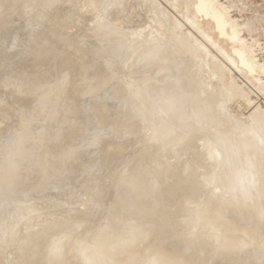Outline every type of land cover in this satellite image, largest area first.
<instances>
[{
    "label": "rangeland",
    "instance_id": "1",
    "mask_svg": "<svg viewBox=\"0 0 264 264\" xmlns=\"http://www.w3.org/2000/svg\"><path fill=\"white\" fill-rule=\"evenodd\" d=\"M193 2L0 0V264H217L222 259L230 264L226 257L231 264H264V194L262 203L258 198V191L264 193L263 183L259 188L264 182V151L258 150L262 159L256 160L263 163L256 165L261 173L252 179L259 180V186L253 182L248 194L237 180L252 163L249 150L226 149L229 138L238 139L230 132L231 121L254 119L250 110L259 117L264 114V0H215L235 26L244 65L236 62L237 56L234 62L226 56L230 42L216 36L211 15L201 16L199 0ZM165 20L177 21V31L191 37L205 57L200 53L203 56L195 60L178 46L170 51L175 33L166 30ZM204 58L225 66L241 94L236 91L231 100L219 96V80L211 79L208 63L200 65ZM180 62L188 64L186 69ZM165 95L174 100L161 111L157 100ZM203 99H211L210 104ZM193 103L208 106L201 111L191 107ZM164 130L171 132L162 136ZM216 135L221 138L214 140ZM16 147L33 153L37 161L24 173L17 166L14 174L19 178L4 192L10 174L5 166L16 157L10 155ZM184 175H195L200 187L188 176L182 183ZM170 176L182 188L178 192L192 179L191 188L183 191L186 201L174 191L181 194L178 206L177 194L172 192L168 205L152 191L158 185L164 188L162 181ZM255 199L261 203L257 201V207ZM242 200L247 207L238 204ZM145 210V238H136L144 231L140 226L132 234L137 241L132 239L136 242L124 252L102 253L100 240H130L133 232L127 235L126 227ZM218 220L228 225L226 229L222 223L230 235ZM241 236L251 237V243L244 244ZM235 242H240L238 248ZM229 245L236 249L232 252H240L239 260L224 251ZM170 246L185 247L188 255L182 247V254L176 249L177 254L171 253Z\"/></svg>",
    "mask_w": 264,
    "mask_h": 264
},
{
    "label": "bare ground",
    "instance_id": "2",
    "mask_svg": "<svg viewBox=\"0 0 264 264\" xmlns=\"http://www.w3.org/2000/svg\"><path fill=\"white\" fill-rule=\"evenodd\" d=\"M39 1V0H38ZM38 1H32L31 0V2H37L38 3ZM181 1V0H180ZM193 1V0H192ZM197 1V0H196ZM195 0H194V2H196ZM208 1H210L211 2V4H210V2H209V4H208ZM212 1H214V4L212 3ZM131 2H132V0H131ZM184 2V1H183ZM182 2V3H183ZM193 2V3H194ZM35 3H33L32 5H34ZM170 3H173L174 4V2L172 1V2H170ZM27 4V3H26ZM28 4L30 5V2H28ZM133 4V3H132ZM131 4V5H132ZM169 4V3H168ZM213 4V5H212ZM25 5V4H24ZM23 5V6H24ZM157 5V4H156ZM172 5V4H171ZM174 5H176V4H174ZM154 6V5H153ZM169 6V5H168ZM181 6V5H180ZM25 7V6H24ZM33 7V6H32ZM170 8V7H169ZM181 8V7H180ZM196 8H197V11H198V13L202 16V15H211V19H212V21L211 22H213L212 24H213V30L215 29V31H216V36H217V34L218 35H220L221 36V38L223 37H225L226 38V40H228L229 42H230V49H228V47L226 46L225 48H227L226 50L228 51L227 53H226V51H225V53H226V56H227V54L229 55L228 57H230V60H232V62H234L235 61V56H237L238 57V59L236 60V62H238V63H241V64H245V62H246V59L242 56V53H241V46H242V42L240 41V39L236 36V33H237V31H236V29H235V26L232 24V22H230V20L225 16V12H224V10H222L221 8H220V6L219 5H217L216 4V2H215V0H199V2L197 3V5H196ZM37 9V8H36ZM167 9V8H166ZM183 10V9H182ZM23 11H24V9H23ZM167 11H169V10H167ZM170 12V11H169ZM154 13L155 14H158V11L156 10V9H154ZM167 12L165 11V16L167 15L166 14ZM183 14L184 15V12H180V14ZM37 14V13H36ZM150 14V13H149ZM197 14V13H196ZM195 14V15H196ZM33 15V14H32ZM23 16V15H22ZM165 16L163 17V18H165ZM152 17H153V15H152ZM181 17H182V15H181ZM194 17V16H193ZM198 16L196 15V18H197ZM209 17V16H208ZM168 18V17H167ZM171 18V17H170ZM184 18V17H183ZM186 18V17H185ZM195 18V19H196ZM199 18V17H198ZM197 18V19H198ZM24 19V18H23ZM196 19V20H197ZM202 19V18H201ZM203 19H205V18H203ZM202 19V20H203ZM34 20V19H33ZM122 20V19H121ZM154 20V19H153ZM172 20V19H171ZM209 20V18H207V21ZM151 21V20H150ZM161 21V19H159V22ZM163 21V20H162ZM166 21V20H165ZM164 21V22H165ZM191 21H193V23H194V20L192 19ZM155 22V21H154ZM175 22V21H174ZM177 22V21H176ZM175 22V23H176ZM205 22H206V19H205ZM209 22V21H208ZM210 22V23H211ZM31 23H33L32 21H31ZM175 23H173V21L172 22H170L169 21V23H168V21H166V24H168V25H166L165 27H168L166 30H168L169 31V33H171L172 32V34H174L175 36H173L174 38H173V40H172V48H171V50L169 49V46L168 47H166V48H168L170 51H174V47L175 46H178V47H180V49H182V51H184V54L186 53L187 54V52L186 51H188L190 54H192V56L191 55H188L189 56V58H193V59H195L196 57L197 58H199V56H203V55H201L203 52H199V45L197 46V44L196 43H194V41H192V38L190 37V38H188V35L185 37H183V35L181 36V34H180V32L179 31H177V29L179 30V28H181V27H177L176 26V24ZM196 23L197 22H195V25H196ZM199 23V22H198ZM43 24V23H42ZM162 24V23H161ZM163 25H164V23H163ZM194 25V26H195ZM227 25H229V26H227ZM158 26V25H157ZM193 26V27H194ZM197 27V26H196ZM201 26H199V28H200ZM159 28V27H158ZM211 28H212V26H211ZM196 29V28H195ZM200 30V29H199ZM210 30H212V29H209V31ZM171 31V32H170ZM180 31L182 32V30L180 29ZM214 31V32H215ZM174 32V33H173ZM202 32H204V31H202ZM212 32V31H211ZM185 34V33H184ZM213 34V33H212ZM211 34V35H212ZM137 35V34H136ZM207 35H209V34H207ZM172 36V35H171ZM210 37V36H209ZM208 37V38H209ZM212 37V36H211ZM213 37H214V35H213ZM213 37L212 38H210L211 40L213 39ZM219 39V40H222V39ZM172 39V38H171ZM194 39V38H193ZM217 39V40H218ZM208 40V39H207ZM214 40V39H213ZM212 40V41H213ZM218 40V41H219ZM222 41H224V40H222ZM214 42V41H213ZM212 42V43H213ZM216 42V41H215ZM226 42V41H225ZM138 43V42H137ZM200 44V43H199ZM223 44V43H222ZM227 44V43H226ZM225 43H224V46L226 45ZM229 44V43H228ZM171 45V44H170ZM167 46V45H166ZM201 47V46H200ZM220 47V46H219ZM130 48V47H129ZM166 48H164V51L166 50ZM221 48V47H220ZM224 48V49H225ZM167 49V50H168ZM202 49V48H201ZM200 49V50H201ZM168 50V51H169ZM212 51V50H211ZM175 52V51H174ZM199 53V54H198ZM201 53V54H200ZM208 53V52H207ZM224 53V54H225ZM39 54V53H38ZM172 54H173V52H172ZM171 54V55H172ZM204 54V53H203ZM215 54V53H214ZM221 54H223V53H221ZM168 55H169V52H168ZM173 55H175V54H173ZM199 55V56H198ZM205 55L206 54H204V57H205ZM211 55V54H210ZM45 56V55H44ZM191 56V57H190ZM225 56V55H224ZM162 57V56H161ZM34 58H36V57H34ZM46 58V57H45ZM156 58H159L160 59V56H157ZM220 58V57H219ZM161 59H163V57L161 58ZM160 59V60H161ZM192 59V60H193ZM212 59V58H211ZM207 60L206 58H204V59H202V61H200V65H201V62H202V64H203V62H205V63H208V66L207 65H205V67H204V69H206V66H207V70L209 69H211V73L215 76H213L211 79H213V78H217L218 80H219V82H220V88H219V90L217 91V93H218V95L219 96H221V97H223V99H225V100H227V99H230L231 100V97H233L235 94H241L240 93V91H237V89L239 90V88L240 87H236L235 85H234V81L232 82V80L233 79H231V77L229 76V75H227V74H225V66H221V65H219V61L217 62V61H215V60ZM38 60V59H37ZM195 60H197V59H195ZM228 60H229V58H228ZM199 61V60H198ZM103 62V61H102ZM195 62V61H194ZM230 62V61H229ZM232 62H231V64H232ZM196 63V62H195ZM204 63V64H205ZM174 64H175V62H174ZM180 64H181V62H180ZM193 64V63H192ZM204 64H203V66H204ZM234 64V63H233ZM183 65V66H182ZM186 65H188L187 63H182L181 64V66L182 67H185V69H186ZM196 65H198V64H196ZM209 65H211L210 67H209ZM178 67V66H177ZM196 67H198V69H199V66H196ZM202 67V66H201ZM227 67V66H226ZM189 70V72H190V69H188ZM125 71V70H124ZM192 72V71H191ZM207 72H209V71H207ZM209 72V73H210ZM9 73V72H8ZM163 73V72H162ZM228 73V72H227ZM176 74H180V73H178L177 71H176ZM175 75V74H174ZM177 76V75H176ZM194 79H196V77H194ZM195 81H197V80H195ZM211 82V81H210ZM201 84H203V83H201ZM205 85V84H204ZM202 86V85H201ZM207 87V86H206ZM209 89H210V87H209ZM208 90V89H207ZM238 93H237V92ZM236 92V93H235ZM182 93H187L186 91L185 92H182ZM235 93V94H234ZM243 94V93H242ZM212 95H214V93L212 94ZM218 95H215L216 97L218 96ZM243 95H245V94H243ZM213 99V98H212ZM173 100H174V97H171V96H169V95H165V96H160V98L157 100V104L159 105V107H161V109H163V110H161V111H165V109H166V107L169 105V104H171L172 102H173ZM211 100V99H210ZM210 100H204L203 99V102H205L206 104H210ZM217 101V100H216ZM198 102V101H197ZM220 104V103H219ZM83 105V104H82ZM131 105V104H130ZM56 106V105H55ZM207 106L208 105H205V106H203V107H199L198 105H196L195 103H193L192 105H191V107H193V108H196V109H199V110H201V111H205L206 109H207ZM221 106V105H220ZM254 106V105H253ZM257 106V105H256ZM255 106V107H256ZM94 107V106H93ZM255 107H254V109H255ZM105 108H107V107H105ZM209 108V107H208ZM258 108V107H257ZM259 109V108H258ZM257 109V110H258ZM190 111V110H189ZM188 111V112H189ZM251 111V113H250V115H255V117H254V119H250L252 116H250V118L248 119L247 117V119H245V120H237V121H231L230 122V129H231V134L232 135H235V136H237V138L238 139H236V138H229V140L227 141V144H226V149L227 150H231V151H234L235 149H237V148H244L245 150H249V155H248V153H247V155H248V157H250V158H248V161L250 160L252 163H250L249 162V169H248V171H244V172H242L240 175H239V177H238V182L239 183H237V181L235 182V183H237V185H238V187H239V189H242V191H246L245 193H247L248 192V194L250 193V191H251V189L250 190H248L249 188H250V186H252L253 187V184L254 183H256V182H254L253 180H256V178H255V176L257 177V175H258V173H259V171L261 170L260 168H259V170H258V168L256 167V165H257V163H259V164H261L263 161H264V158H263V160H262V162L260 163V162H256V160H258L259 161V159H262V156H260V158H259V156H258V154L257 153H260V152H258V150L260 151V150H262V151H264V114L262 115V116H260L259 117V115H257L256 116V110L255 111H253V110H250ZM252 111H253V113H255V114H252ZM258 113H261V111H258ZM262 113H264V111L262 112ZM186 115V114H185ZM248 116H249V114H248ZM231 118V117H230ZM253 118V117H252ZM118 119V118H117ZM164 132H165V130H164ZM171 132V131H170ZM169 131H166L165 133H163L162 134V136H165V135H168V133H170ZM44 135V134H43ZM224 135V134H223ZM184 137V136H183ZM187 137V136H186ZM220 139L221 138V136L220 135H216L215 136V139L214 140H216V139ZM45 139V138H44ZM46 140V139H45ZM222 140V139H221ZM220 141V140H219ZM47 144V143H46ZM210 144V143H209ZM189 145V144H188ZM221 145V144H220ZM185 146V145H184ZM210 146H211V144H210ZM107 147H108V144H107ZM106 147V149H108ZM180 148V147H179ZM242 148V149H243ZM207 149V148H206ZM261 151V152H262ZM242 152V151H241ZM219 153V152H218ZM205 154H207V151H206V153ZM263 155H264V152L262 153ZM217 155V154H216ZM239 155V154H238ZM261 155V154H260ZM39 156V155H38ZM41 156L42 155H40L39 157L41 158ZM199 156H201V155H199ZM198 156V157H199ZM243 156H245L244 154H243ZM239 157V156H238ZM178 158H180V157H178ZM207 158H208V156H207ZM247 158V157H246ZM259 158V159H258ZM221 159V158H220ZM194 160V159H193ZM193 160H191L190 159V161H193ZM241 160V159H240ZM252 160H255V164L253 163V161ZM39 161V160H38ZM63 161H64V159H63ZM80 161V160H79ZM184 161V160H183ZM245 161V160H244ZM222 162V161H221ZM47 163V162H46ZM264 163V162H263ZM262 163V164H263ZM49 164V163H48ZM251 164V165H250ZM261 164V165H262ZM159 165V164H158ZM246 165V164H245ZM253 165V166H252ZM223 166H224V164H223ZM263 166V165H262ZM258 167H259V165H258ZM242 168H243V166H242ZM262 168H264V166L262 167ZM246 169V168H245ZM256 170H258V171H256ZM166 170H165V167H164V169H162L161 170V172H165ZM258 172V173H257ZM193 173V172H192ZM257 173V174H256ZM260 173H261V171H260ZM189 174V173H188ZM190 175V174H189ZM189 175H187L188 177H189ZM233 175V174H232ZM260 176V178L262 179L263 178V176H262V174H259ZM180 176H181V174H180ZM186 175H184L183 176V182L182 183H184L185 181H184V177H187ZM193 176H195V175H193ZM193 176H190L189 178H193ZM228 176V175H227ZM196 177V176H195ZM163 178V177H162ZM164 178H166V177H164ZM188 178V179H189ZM254 178V179H253ZM156 179V178H155ZM158 179V178H157ZM188 179H186V182L188 181L189 183H187L188 184V186L186 185H182L183 186V191L184 190H186V189H188V188H191V181H192V179H190L191 181H189ZM193 179H195V183L194 184H196V187H197V185L199 184V179H198V182H196V179L197 178H193ZM253 179V180H252ZM257 179H259V178H257ZM260 179V180H261ZM155 181V180H154ZM153 181V182H154ZM259 180H257V185L259 184V182H258ZM254 182V183H253ZM157 183V182H156ZM162 183H164L165 184V187L164 188H162V187H159V185L156 187V189H154V190H152L153 191V193L155 194V195H157V194H160L161 196H162V198H163V200L162 201H164L165 203H167V202H169V204L168 205H170V203H172L171 202V200H173L171 197H173V195H172V192L174 193V191H176V192H178V190L180 191L182 188H180V185H178V184H176L175 183V181H174V179H172V177L170 176V177H167L166 179H165V181H162ZM261 184H259L258 186H259V188H261L263 185H264V182L262 181V182H260ZM262 183H263V185H262ZM159 184V183H158ZM234 184V183H233ZM255 186V185H254ZM257 186V187H258ZM187 187V188H186ZM198 187H200V185H198ZM251 187V188H252ZM230 188H232V187H230ZM254 188V187H253ZM258 188V189H259ZM198 189V188H197ZM256 189V188H255ZM190 190H196V189H194V188H192V189H190ZM248 190V191H247ZM183 191L182 192H178V193H182V195L184 194V193H186L187 194V191L186 192H184L183 193ZM192 191V192H193ZM229 191V190H228ZM242 191H240V192H242ZM259 193H262V194H259L260 196L258 197V198H260V202L262 203L263 202V200H264V198H263V200H261V198H262V196L261 195H263L264 193L263 192H260V191H258ZM178 193H174V195H176V197H179L181 194H179L178 195ZM188 193H189V195H191L190 193H191V191L189 192V190H188ZM194 193H195V191H194ZM193 194V193H192ZM121 195V194H120ZM172 195V196H171ZM180 196V197H182L181 199H182V201H186L187 199L186 198H188V197H186L185 196V194H184V196H185V200L183 199V196ZM188 195V196H189ZM194 195V194H193ZM240 195H241V193H240ZM239 195V196H240ZM192 196V195H191ZM191 196H189V197H191ZM238 196V197H239ZM257 196L258 195H255L254 197H256L257 198ZM180 197L179 198H175V196H174V201H175V203H177V206H178V204H180L181 202L178 200V199H180ZM263 197H264V195H263ZM257 198V199H258ZM176 199V200H175ZM178 200V202H180V203H178V202H176ZM228 200H229V198H228ZM228 200H227V202H228ZM236 200V199H235ZM240 200V199H239ZM256 200V199H255ZM220 201H222V199L220 200ZM220 201H216L218 204H220L221 202ZM257 201L259 202V200H256V203H254V205H256V204H259V203H257ZM225 202V201H224ZM232 202V201H231ZM230 202V203H231ZM234 202V201H233ZM236 202H238V198H237V200H236ZM235 202V203H236ZM253 202H255V201H253ZM252 202V203H253ZM136 203V202H135ZM241 203V205L243 204V203H245V202H243V200H242V202H240L239 201V203L238 204H240ZM251 203V204H252ZM260 203V204H261ZM264 203V202H263ZM141 204V203H140ZM216 204V203H215ZM215 205V209H216V207L218 206V208L220 207V205ZM228 204V203H227ZM247 204V203H246ZM246 204H243V206L245 205L246 207L248 206V204L246 205ZM175 206H176V204H174ZM229 205V204H228ZM233 205V204H232ZM235 205V204H234ZM253 205V204H252ZM149 206V205H148ZM174 206V207H175ZM176 206V207H177ZM222 206V205H221ZM226 206V204L225 205H223L222 207L223 208H226L225 207ZM237 206V205H236ZM251 205H249V207H250ZM231 207V206H230ZM240 207V206H239ZM248 207V208H249ZM253 206H251V208H252ZM256 207H257V205H256ZM241 208V207H240ZM243 208V207H242ZM251 208H249L250 210H252L253 211V209H251ZM254 208V207H253ZM262 208H263V206H262ZM261 208V209H262ZM174 209V208H173ZM214 209V210H215ZM221 209V208H220ZM219 209V210H220ZM247 209V208H246ZM177 210V209H176ZM218 210V209H217ZM219 210H218V212H219ZM238 210V209H237ZM250 210H248V211H250ZM255 210V209H254ZM173 211H175V210H173ZM223 211V210H222ZM221 211V212H222ZM254 212V211H253ZM257 212V211H256ZM255 212V213H256ZM141 213H143L144 215L142 216V217H139V219H138V221L136 222H134V223H131V224H129L127 227H126V234L127 235H129L131 232H133V233H131V235L132 234H136L135 233V229H137V228H139L140 226L142 227V229H144V231H142V229H141V231L142 232H138L137 234H136V238H145L144 236H145V234H144V232H146L147 231V229H146V231H145V227H143L144 225V222H146L147 223V221H145V217L146 216H148L147 214V210H145V211H142ZM220 213V212H219ZM220 215H221V213H220ZM260 215V214H259ZM262 215V214H261ZM260 215V216H261ZM205 216V215H204ZM262 216H264V215H262ZM223 216H221V218H222ZM258 218H259V216H257ZM206 218V217H205ZM218 218H220V217H218ZM220 218V219H221ZM227 218V217H226ZM228 219V218H227ZM221 220H223V219H221ZM221 220H218V226L219 225H221L222 227L225 225V222L224 221H222L221 222V224H220V221ZM228 221V220H227ZM230 221V220H229ZM168 222H170V220H168ZM232 222V221H231ZM222 223H224V225L222 224ZM230 223V222H229ZM260 223V222H259ZM169 224V223H168ZM228 224V223H227ZM231 224V223H230ZM257 224V223H256ZM256 224H255V226H256ZM143 225V226H142ZM166 225V224H165ZM170 225H172V224H170ZM167 226V225H166ZM212 226V225H211ZM217 226V227H218ZM220 226V227H221ZM226 226H228V225H225V227ZM233 226V225H232ZM258 226L259 225H257V227H255V229H253L252 231L254 232L257 228H258ZM230 227H231V225H230ZM261 227V226H260ZM229 228V227H228ZM218 229V232H219V229L220 228H217ZM222 230H225L226 231V233H228V230H226L227 229V227H226V229L223 227V228H221ZM231 229V228H230ZM243 229V228H242ZM232 230V229H231ZM245 230V229H244ZM244 230H241V235H242V232L244 231ZM160 232H161V230H159ZM224 231V232H225ZM233 231V230H232ZM231 231V232H232ZM238 232H240L239 230H237ZM236 231V232H237ZM250 231V230H249ZM252 231H250V233L252 232ZM257 231V230H256ZM230 232V231H229ZM230 232V233H231ZM225 233V234H226ZM244 233V232H243ZM247 233H248V231H247ZM246 233V234H247ZM229 234V233H228ZM251 234H253V233H251ZM251 234H248V235H250L251 236ZM130 235V237H132L130 240L128 239V237L126 238V241H125V237H124V239L122 240V242H115V241H118V240H120L121 238H119L118 240H115V238H114V240L115 241H113L114 243H117L116 245L114 244L113 245V242H112V244H111V241H112V239H110V240H108V239H101L100 240V242L98 243V247H99V249H101L102 250V253H104V252H106V254L108 255V256H111V255H113V254H115V253H121L122 251L124 252L125 250H126V246L127 245H129V244H132V243H134V242H136L137 241V239L134 237V235H132L131 236ZM147 235V234H146ZM230 235V234H229ZM231 235H232V233H231ZM247 235V236H248ZM228 236V235H227ZM246 236V237H247ZM249 236V237H250ZM122 237V238H123ZM167 236H165V238L164 239H167L166 238ZM169 237L171 238V236L169 235ZM168 237V244H169V238ZM231 237V236H230ZM229 237V238H230ZM242 237V239H243V237L244 236H241ZM158 238V237H157ZM224 238V237H223ZM237 238H239V237H237ZM253 238H254V236H253ZM117 239V238H116ZM132 239H135V240H133L132 241ZM172 239L174 240V237H172ZM225 239H227V241H229L230 239H228L226 236H225ZM225 239H223L222 241H224ZM246 238L244 237V240H245ZM249 239H251V237L249 238ZM248 239V237H247V239L245 240V242H244V244H246V241H249L250 243H251V240H249ZM129 240V241H128ZM157 240H159L160 241V239H157ZM178 240V239H177ZM240 240V242H241V239H239ZM238 240V241H239ZM253 240V239H252ZM108 241H110V243H108ZM139 241V240H138ZM227 241H225V242H227ZM167 242L165 241V243L167 244ZM171 242H173V241H171ZM170 242V243H171ZM174 242H176V241H174ZM181 242V241H180ZM240 242L239 243H237L236 244V242H235V244H236V246L238 245V244H240ZM264 242V241H263ZM156 243V242H155ZM160 243V245L161 244H163V242L161 243V241L159 242ZM164 243V244H165ZM179 243V242H178ZM242 243V242H241ZM158 244V243H157ZM172 244V245H171ZM170 245L171 246H173L174 244L173 243H171ZM177 244V243H176ZM234 244V245H235ZM264 244V243H263ZM181 245V244H180ZM183 245H184V242H183ZM182 245V246H183ZM233 245V244H232ZM247 245H248V243H247ZM32 246V245H31ZM163 246V245H162ZM164 246H166V245H164ZM168 246V245H167ZM171 246H170V249H172L171 248ZM177 246V245H176ZM174 247L173 248V250L172 251H170L171 253H176L177 251H174V249H176V250H178V255H180V254H182V253H179V249L182 247H179V249L177 248V247ZM188 246V244H185V247H187ZM236 246H235V248H236ZM240 246V245H239ZM246 246V245H245ZM169 247V246H168ZM185 247H182V252H184L185 253V250H187ZM167 248V247H166ZM183 248H185V250H183ZM188 248V247H187ZM234 247H232L231 245H229V246H227V248H224V251L226 250L229 254H231V253H235L236 251H234V252H232L233 250H236V249H233ZM237 248H238V246H237ZM240 248V247H239ZM242 248V247H241ZM240 248V249H241ZM240 249H237V250H240ZM153 250V249H152ZM163 250H165L164 248H163ZM256 251H258L257 253L258 254H261L260 252H259V249H255ZM155 251V250H154ZM166 251H167V249H166ZM165 251V252H166ZM174 251V252H173ZM202 251V250H201ZM255 251V252H256ZM70 252V251H69ZM222 252H223V249H222ZM131 253H133V250L131 251ZM156 253V252H155ZM159 253V252H158ZM167 253V252H166ZM174 253V254H175ZM176 253V254H177ZM190 253H191V255H195V254H192L193 252H191L190 251ZM189 253V254H190ZM221 253V252H220ZM225 253V252H224ZM224 253H221L220 255H222L221 257H224ZM240 252H238L237 251V254H239ZM254 253V252H253ZM255 254L256 256L258 255V254ZM105 254V253H104ZM186 254H187V252L185 253V254H183L184 256H186ZM232 254V255H233ZM236 253H235V255H233V258H234V260H235V258H238V260H239V256L238 257H236V255H237ZM23 255V254H22ZM21 255V256H22ZM131 255V254H130ZM130 255H128V257H130V258H132V255L130 256ZM155 255H157V253L155 254ZM155 255H154V257H155ZM167 255H168V253H167ZM173 255V254H172ZM188 255V254H187ZM191 255H189V256H191ZM197 255V254H196ZM264 255V254H263ZM20 256V255H19ZM169 256V255H168ZM184 256H180V257H184ZM225 256H229L227 253L225 254ZM246 255H244V257H245ZM254 255H252V257H253ZM259 256V255H258ZM261 256V255H260ZM259 256V257H260ZM159 256H157V258H158ZM167 257V256H166ZM172 257V256H171ZM176 257H177V255H176ZM194 258V256H191V258ZM195 257H197V258H199L200 256H195ZM230 257V256H229ZM228 257V258H229ZM241 257H242V255H241ZM262 257H264V256H262ZM187 258H189L188 256H187ZM196 258V259H197ZM225 258V257H224ZM233 258H232V256H231V259L233 260ZM243 258V257H242ZM241 258V259H242ZM245 258H248V256L247 257H245ZM245 258H243V259H245ZM154 259V258H153ZM162 259H165V257L164 258H162ZM171 259V258H170ZM200 259H201V257H200ZM219 259H221V258H219ZM240 259V261H242ZM146 260V259H145ZM159 260V259H158ZM165 260H167V259H165ZM184 260V259H183ZM223 260V259H222ZM222 260H219L220 261V263H219V261H217V264L219 263V264H221L222 262H224L225 264H227L225 261H222ZM225 260V259H224ZM226 260H228V263L230 262V264L232 263L231 261H229L230 259H227V257H226ZM245 260H247V259H245ZM182 261V260H181ZM196 261H198V260H196ZM196 261L194 262V263H196ZM201 261V260H200ZM240 261H238V262H240ZM261 261V260H260ZM59 262V261H58ZM145 262H147V261H145ZM169 262L171 263V261L169 260ZM169 262H167V263H169ZM199 262V261H198ZM243 262H244V260H243ZM87 263V262H86ZM153 263H155V262H153ZM216 263V262H215ZM223 263V264H224ZM236 263V262H235ZM241 264H242V262H240ZM128 264V263H127ZM145 264V263H144ZM183 264H184V261H183ZM187 264V263H186ZM197 264H200V263H197ZM202 264V263H201ZM203 264H204V262H203ZM234 264V263H233ZM239 264V263H238Z\"/></svg>",
    "mask_w": 264,
    "mask_h": 264
},
{
    "label": "water",
    "instance_id": "3",
    "mask_svg": "<svg viewBox=\"0 0 264 264\" xmlns=\"http://www.w3.org/2000/svg\"><path fill=\"white\" fill-rule=\"evenodd\" d=\"M10 155H14L16 157L14 159L9 158L6 163L5 168L10 170V174H8V176H5L7 189H5L4 192H6L8 189L10 190L14 182L19 178V175H17L18 173L14 174L17 166L21 167V170L23 169L22 173H24L29 169V167L35 165L37 161V156L33 155V153L31 152L30 153H27L26 151L23 152L20 149V147H16L15 149H12Z\"/></svg>",
    "mask_w": 264,
    "mask_h": 264
}]
</instances>
